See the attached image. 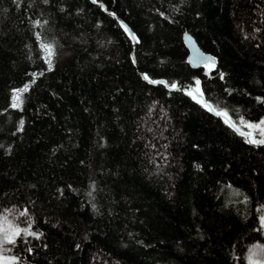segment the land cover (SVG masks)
Here are the masks:
<instances>
[{
  "label": "trees",
  "instance_id": "16d2710c",
  "mask_svg": "<svg viewBox=\"0 0 264 264\" xmlns=\"http://www.w3.org/2000/svg\"><path fill=\"white\" fill-rule=\"evenodd\" d=\"M263 118L264 0H0L14 264H249L264 144L235 126Z\"/></svg>",
  "mask_w": 264,
  "mask_h": 264
},
{
  "label": "rangeland",
  "instance_id": "374dc122",
  "mask_svg": "<svg viewBox=\"0 0 264 264\" xmlns=\"http://www.w3.org/2000/svg\"><path fill=\"white\" fill-rule=\"evenodd\" d=\"M264 121V118L258 122L242 121V124L247 128V131L251 133V139L264 140V135H261V131L258 128H250L248 125L260 124ZM264 128V125H261ZM260 224L263 231V240L250 246L247 252V261L249 264H264V210L260 215ZM0 240L3 239L4 235H12L13 230L19 229L20 235L13 236L16 241L20 236H26L29 233H33L29 225H21L15 222L10 216L0 213ZM11 243L0 244V264H14V257L8 252L9 245Z\"/></svg>",
  "mask_w": 264,
  "mask_h": 264
},
{
  "label": "water",
  "instance_id": "95a60500",
  "mask_svg": "<svg viewBox=\"0 0 264 264\" xmlns=\"http://www.w3.org/2000/svg\"><path fill=\"white\" fill-rule=\"evenodd\" d=\"M130 34L134 37V34H133L132 31H130ZM134 39H135V37H134ZM183 39H184V43H185V45H186V47L188 49L187 60H188V63L190 64L191 67L200 68V67H207V66H210V65H214V66L218 65V58L215 55L211 54V53L205 52L200 47L199 43L197 42V40L195 39V37L192 34L186 32L184 34V38ZM149 81L151 83H154L151 80H149ZM158 82H162V80L155 81L154 84H157ZM204 103L207 104L215 114H217V112H215V110L211 107L210 104H208L206 102V100H204ZM229 122L232 124V122L230 120H229ZM235 128L240 133L245 135L247 138H250V135H249L248 132L242 131L239 128H237L236 126H235Z\"/></svg>",
  "mask_w": 264,
  "mask_h": 264
},
{
  "label": "snow or ice",
  "instance_id": "6c2138e0",
  "mask_svg": "<svg viewBox=\"0 0 264 264\" xmlns=\"http://www.w3.org/2000/svg\"><path fill=\"white\" fill-rule=\"evenodd\" d=\"M127 30V29H125ZM46 49L49 50V55H52V51L50 49V47L48 45L44 46ZM49 65L51 67V62L49 61ZM145 79H147V77H145ZM155 83V81H153ZM197 84H199V81H197ZM173 87H175V85H173ZM20 91H27V86L20 90ZM191 94V93H190ZM17 99H19V97H17ZM17 106V105H14ZM207 107V105H205ZM211 110V109H210ZM218 115H220L221 113H217ZM224 115H226V113H223ZM227 122V121H226ZM23 122H21L22 125ZM261 125H264V121H261L260 124H256V125H248V127L250 128H258L261 131V135H264V128H261ZM249 135H251V133H249ZM249 143H253V144H264V140H256V139H250L248 140ZM21 215H24V213H21ZM3 229H0V232H3ZM20 235V230L19 229H15L12 232V235H7L5 234L3 239L0 240V244H4V243H15V240L13 239V236H19ZM29 235H36L35 233H29Z\"/></svg>",
  "mask_w": 264,
  "mask_h": 264
}]
</instances>
